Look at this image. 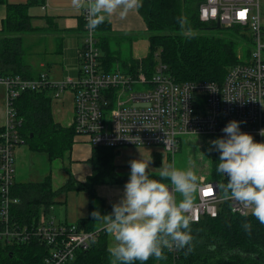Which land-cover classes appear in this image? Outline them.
I'll return each instance as SVG.
<instances>
[{"label": "built area", "instance_id": "obj_1", "mask_svg": "<svg viewBox=\"0 0 264 264\" xmlns=\"http://www.w3.org/2000/svg\"><path fill=\"white\" fill-rule=\"evenodd\" d=\"M83 15L87 24V5ZM204 22H220L224 27L249 28L254 47L245 60L232 67L221 85L217 83H177L158 66L148 77L142 67L132 73L106 72L101 67L97 28L86 38L80 52V76L51 82L45 75L36 79L0 76L4 89L6 121L0 133V216L7 224L3 232L10 240L26 241L32 235L52 246L45 264H70L78 251H87L97 234L78 231L77 227L56 226L46 222L35 232L11 229L10 210L18 203L12 197L15 177V149L22 142L15 104L22 93L51 87L55 98L71 91L75 96V129L89 138L92 145L116 149L161 147L176 153L181 136L220 138L231 120L242 121V132L256 142H264L258 133L264 129V18L260 0H205L200 7ZM135 86L144 90L134 91ZM223 180H228L222 175ZM199 200L188 215L191 223L203 215L216 218L220 209L233 215L250 216L251 208L232 199L225 200L218 182L200 180ZM253 216V215H252ZM174 246L172 247V249Z\"/></svg>", "mask_w": 264, "mask_h": 264}, {"label": "trees", "instance_id": "obj_2", "mask_svg": "<svg viewBox=\"0 0 264 264\" xmlns=\"http://www.w3.org/2000/svg\"><path fill=\"white\" fill-rule=\"evenodd\" d=\"M205 0H142L138 9L147 24L148 53L146 56L117 65L125 73H132L142 67L148 77L155 74L162 63L167 72L178 83L223 84L230 68L239 63L242 49L248 52L253 44L249 28L234 26L217 29L216 24L200 18V5ZM44 0H29L22 4L0 0L7 6V17L0 31V76H22L38 78L23 60L25 51L22 35L37 31L34 16L29 11L40 6ZM82 31L85 23L81 18ZM108 22L98 26L99 46L103 52L102 62L106 71H114L117 56L110 51V44L116 34ZM84 32V31H83ZM117 42V41H116ZM53 89L43 88L36 92H24L16 102L18 117L22 120L19 134L36 153H45L51 164L65 160L71 153L78 135L73 126L65 127L53 116ZM1 130V129H0ZM113 148H94L91 163L93 174L84 183L74 179L55 190L52 175L43 183L16 184L12 196L18 199L11 209V223L29 231L36 230L42 214L50 213L58 197L70 191H86L95 197L94 187L105 182H118ZM220 153L218 152V158ZM216 161V160H215ZM216 164V163H215ZM214 164V165H215ZM211 169L213 179L220 180L221 174ZM228 180H222L224 187ZM252 225L251 234L244 230V223ZM0 220V230H2ZM79 230L96 232L93 217L76 223ZM191 251L179 249L175 259L168 247L162 246L164 259L150 257L144 264H264V224L252 215H233L222 209L217 218L204 216L199 223H191ZM106 228L87 251L78 252L72 264H112L108 249ZM49 247L41 239L31 242H10L0 236V264H44ZM175 259V261H174ZM135 264H140L139 261Z\"/></svg>", "mask_w": 264, "mask_h": 264}, {"label": "clouds", "instance_id": "obj_3", "mask_svg": "<svg viewBox=\"0 0 264 264\" xmlns=\"http://www.w3.org/2000/svg\"><path fill=\"white\" fill-rule=\"evenodd\" d=\"M74 8L84 7L83 0H71ZM142 0H90L86 27L91 33L102 24L106 15L121 19L139 9ZM242 121L231 120L222 129L223 137L211 141L220 153L216 171L227 176L223 199H232L251 208V214L264 224V142H256L251 134L241 131ZM264 137V129L258 133ZM151 160H131L130 175L122 198L112 205V212L92 216L102 220L115 243L108 249L112 264H144L150 257L164 259L162 246L191 251L193 194L201 187L199 176L191 168L180 170L174 165L159 168V177L171 182L169 188L153 178ZM174 193L182 199L176 202ZM244 230L251 234L252 225Z\"/></svg>", "mask_w": 264, "mask_h": 264}, {"label": "crops", "instance_id": "obj_4", "mask_svg": "<svg viewBox=\"0 0 264 264\" xmlns=\"http://www.w3.org/2000/svg\"><path fill=\"white\" fill-rule=\"evenodd\" d=\"M7 1L13 4H22L28 2L29 0ZM29 13L31 16L35 17L33 24L37 31L35 30L22 35L23 47L25 51L23 62L29 66L35 74H37V77L46 75L47 79L51 82H62L67 79H77L80 76L81 67L79 51L83 46L82 44L84 43L85 38V29L83 30L84 32L80 29L82 8H74L71 0H44L42 5L31 8ZM6 17L7 7L6 5H0V31L2 30L3 21ZM104 22H108L111 26L110 30L112 33L116 34L113 36L114 39H116V41L120 44L124 42L128 43L131 51L133 52L131 58L117 60V68H120L118 65L122 66L127 61L142 57L140 56L141 52L139 46L141 41L143 43L147 38L146 34L148 28L138 9L130 11L124 19H121L117 14H112L111 16L106 15ZM109 49L111 51V48ZM50 53H63V63L64 65H67L63 71H60L59 69L56 70L53 73L55 74L54 77H51L50 72L46 70L47 65L44 62L35 66L34 63L36 62L33 60V57L38 56V54L48 55ZM116 53H118V50ZM117 63L119 64L117 65ZM4 96V89L0 87V129H2L6 121V118H4ZM52 109L56 122L65 127H74L75 98L73 92L66 91L61 98H53ZM17 148L16 184L29 185L32 183H43L46 178L52 175L53 186L54 189L57 190L68 182L62 174L65 160L67 159L83 164L84 173L82 174V177L84 180L79 181L74 179L76 183L86 182L87 178L92 176L94 171L91 159L94 148L97 147L93 146L90 143L89 138L86 136L78 137L70 155L65 160H59L53 164H51L47 154L33 152L26 144H22ZM113 151L115 155L116 174L119 176L120 180L118 182H105L96 185L94 187L96 196L90 197L89 195L90 206L88 208V216L79 217V215H76L74 218L77 219L75 224L82 219L92 216L94 211H98L101 215H108L112 212V205L118 203L123 196L124 185L130 175L129 162L131 160H151L150 167L152 168V174L156 175L161 165V154H171L161 147H126L114 149ZM163 181L166 183L168 182L165 179ZM69 193L63 195H68ZM194 195L197 199L196 192ZM174 197L176 200L178 193H175ZM95 200L100 201L99 209L96 208ZM60 224L69 223L62 222ZM93 224L96 231H103L105 229V225L102 220H96L93 217Z\"/></svg>", "mask_w": 264, "mask_h": 264}, {"label": "rangeland", "instance_id": "obj_5", "mask_svg": "<svg viewBox=\"0 0 264 264\" xmlns=\"http://www.w3.org/2000/svg\"><path fill=\"white\" fill-rule=\"evenodd\" d=\"M7 7V6H6ZM260 10L262 12V17L264 18V0H260ZM146 37L147 34H146ZM148 38L145 41L140 43L139 49L141 52L142 57L146 56L148 53ZM264 43V37H263ZM110 44V48L112 55L117 56L119 60H124L125 58H131L133 52L128 43H118L115 40H112ZM250 50H253L254 47L252 45L249 46ZM118 50V53L116 51ZM239 52H243L241 49ZM64 53V51H63ZM63 53H50L48 55H41L34 56L33 60L36 62L34 63L35 66H38L41 62H44L46 66V70L50 72L51 77L56 70L63 71L67 65H64ZM247 53V52H246ZM246 53L244 54V58H246ZM138 59V58H135ZM128 62V61H127ZM123 70V67H122ZM56 82V81H52ZM57 83V82H56ZM144 90L143 86H135L134 91H141ZM5 106V105H4ZM16 107V105H15ZM5 109V117H6V107ZM17 114L18 110L17 107L15 108ZM215 140L214 138H205V137H198V136H181L180 138V149L179 151L173 156V154H161V165L168 166L174 165L176 168L180 170H186L191 168L194 170L197 175L199 176V181L201 178L205 177L207 179H212L211 169L218 164V152L213 150V146L211 141ZM18 149V148H17ZM168 156V159H167ZM216 160V161H215ZM216 163V164H215ZM215 164V165H214ZM82 163L75 162L73 160H65L64 169H63V177L67 180L75 179L79 181H83L82 174L84 173V168ZM159 167V168H160ZM159 173V170H158ZM153 174V178L161 180V182L165 183L169 187L171 186L170 180L166 178H160L159 174ZM167 180L166 183L163 180ZM182 199L180 193H178V197L176 202H179ZM193 200H196V196L193 194ZM96 208L99 209L100 201L95 200ZM94 204V203H93ZM90 206V199L89 193L86 191H72L68 195H60L58 198V203L51 208L47 213L48 218L54 219L57 223L68 222L69 224H75L77 219H74L75 216L79 215V217L88 216V208ZM108 244L109 247L115 243L112 234L108 233Z\"/></svg>", "mask_w": 264, "mask_h": 264}, {"label": "bare ground", "instance_id": "obj_6", "mask_svg": "<svg viewBox=\"0 0 264 264\" xmlns=\"http://www.w3.org/2000/svg\"><path fill=\"white\" fill-rule=\"evenodd\" d=\"M205 2V1H204ZM203 2V3H204ZM202 3V4H203ZM201 4V5H202ZM201 5H200V7H201ZM83 8L84 7H82V18H83V20H84V23H85V38H86V22H85V19H84V15H83ZM200 10V9H199ZM209 23V22H208ZM218 23H220L219 21L218 22H216V23H214V24H216V28H217V24ZM220 25H221V23H220ZM222 26V25H221ZM222 28H231V27H224V26H222ZM85 38H84V41H85ZM96 41H97V44H98V47H99V49H100V46H99V38H98V27H97V32H96ZM84 44V43H83ZM82 44V45H83ZM82 48H83V46H82ZM82 48L80 49V51H79V56H80V52H81V50H82ZM250 49H248V52L246 53V52H239V54H238V60H239V63L241 62V60H245L248 56H249V53H250ZM100 53H101V57H100V62H101V67H102V69L104 70V71H106V69H104V66H103V62H102V57H103V54H102V50L100 49ZM246 53V58H244V54ZM160 65H162V66H164L165 68H166V70H165V73H167L168 74V72H167V67L164 65V64H162V63H160L158 66H160ZM237 65V64H236ZM157 66V67H158ZM235 66V65H234ZM119 67V66H118ZM157 67H156V69H157ZM233 67V66H232ZM231 67V68H232ZM116 69L114 70V71H106V72H117V71H120V72H122V73H125V72H123L122 71V69H120V68H117V67H115ZM230 68V69H231ZM80 69H81V67H80ZM230 71V70H229ZM81 72V71H80ZM229 73V72H228ZM169 75V74H168ZM46 76V75H45ZM170 76V75H169ZM170 77H172V76H170ZM172 79L174 80V78L172 77ZM175 81V80H174ZM176 82V81H175ZM178 83V82H177ZM180 84H182V83H180ZM51 88V87H50ZM65 93V92H64ZM64 93H62V95L60 96V98L63 96V94ZM53 98H55V90L53 89ZM74 98H75V96H74ZM56 99V98H55ZM59 99V98H58ZM19 121H20V125H19V127L21 126V123H22V120L19 118ZM5 125V124H4ZM19 127H18V131H19ZM74 127H75V114H74ZM3 128H4V126L2 127V129L0 130V133H1V131L3 130ZM76 130V129H75ZM76 133H77V131H76ZM20 135V134H19ZM77 135L78 136H83V135H79L78 133H77ZM196 137V136H195ZM198 137H205V136H198ZM20 138H21V136H20ZM205 138H209V137H205ZM214 139H216V138H214ZM21 140H22V138H21ZM24 143V141L22 140V142L17 146V147H19L20 145H22ZM90 143H91V141H90ZM92 144V143H91ZM180 138H179V141H178V150H177V152L179 151V149H180ZM94 146V145H93ZM17 147H16V149H17ZM95 147H100V146H95ZM104 148H111V147H104ZM16 149H15V169H16ZM113 149H116V148H113ZM176 152V153H177ZM176 153H174L173 154V156L176 154ZM15 173V177H14V186L13 187H15V185H16V171L14 172ZM203 179L205 180V181H207V182H218L219 184H220V189H221V193H222V195H223V186H222V184H221V181L223 180V177H222V174H221V179L220 180H217V179H207V178H205V177H203ZM171 188V187H170ZM196 193H197V199L195 200V201H193V204H195V203H197L198 202V200H199V192L198 191H196ZM174 196H175V193H174ZM13 197V196H12ZM1 201H2V197H1V195H0V208H1ZM17 201H18V199H17ZM19 202V201H18ZM12 209V208H11ZM222 209H220L219 210V212L221 211ZM219 212H218V216H219ZM204 216H208V215H203L202 217H201V219H200V221L202 220V218H204ZM217 216V217H218ZM209 217V216H208ZM216 217V218H217ZM209 218H211V217H209ZM212 219H214V218H212ZM0 220H1V225L3 226L2 227V230H0V236L1 237H4V238H6L8 241H10V242H18V241H21V243L22 242H24V243H27V242H31V240L32 239H34V238H37V239H39L38 237H36V236H34V235H32L31 236V238L29 239V240H26V241H22V240H10V239H8L6 236H3V232H4V230L6 229V226H7V224H5L3 221H2V219H1V216H0ZM11 210H10V222H9V227L11 228V229H19V231H26V232H30V233H33V232H35V231H37L42 225H43V220H45L46 222H50V221H53L54 223H55V225L56 226H68V227H71V226H74V227H76V224H60V223H57L54 219H52V218H48L47 217V214H42L41 215V218H40V222H39V226L37 227V229L36 230H33L32 232L31 231H29V228L28 227H24V228H21V227H19V226H16V225H14V224H12L11 223ZM197 223H199V221L197 222ZM77 229H78V231H80V232H85V233H93V234H97V239L99 238V236H101V233H102V231H96V232H86V231H83V230H79V228L77 227ZM96 239V240H97ZM42 240V239H41ZM95 240V241H96ZM44 242H46V241H44ZM92 243H94V241L92 242ZM46 244H47V246L49 247V253H48V255L50 254V251H51V249H52V246L51 245H49L48 244V242H46ZM92 245V244H91ZM91 247V246H90ZM90 249V248H89ZM88 249V250H89ZM170 250L174 253V257H175V259H176V257H177V252H178V250L174 247L173 249H172V247L170 248ZM78 252H81V251H78ZM78 252H77V254H78ZM48 255H46L47 257H48ZM76 255V254H75ZM47 257H45V260H46V258ZM76 257H77V255H76ZM76 257H75V260H76ZM175 259H174V261H175ZM45 260H44V264H45ZM74 260V261H75ZM73 261V262H74ZM73 262H71L70 264H72ZM174 264H176L175 262H174Z\"/></svg>", "mask_w": 264, "mask_h": 264}, {"label": "water", "instance_id": "obj_7", "mask_svg": "<svg viewBox=\"0 0 264 264\" xmlns=\"http://www.w3.org/2000/svg\"><path fill=\"white\" fill-rule=\"evenodd\" d=\"M222 26L220 25V23L217 24V29H221Z\"/></svg>", "mask_w": 264, "mask_h": 264}]
</instances>
